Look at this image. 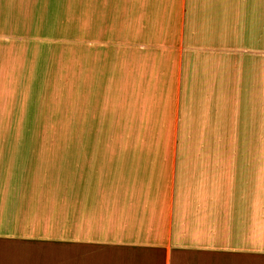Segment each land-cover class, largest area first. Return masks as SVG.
I'll list each match as a JSON object with an SVG mask.
<instances>
[{"label": "crops", "instance_id": "0c3cea01", "mask_svg": "<svg viewBox=\"0 0 264 264\" xmlns=\"http://www.w3.org/2000/svg\"><path fill=\"white\" fill-rule=\"evenodd\" d=\"M79 86L63 175L0 162V264H264L244 0H81Z\"/></svg>", "mask_w": 264, "mask_h": 264}, {"label": "rangeland", "instance_id": "374dc122", "mask_svg": "<svg viewBox=\"0 0 264 264\" xmlns=\"http://www.w3.org/2000/svg\"><path fill=\"white\" fill-rule=\"evenodd\" d=\"M80 38L81 0H0V162L30 167L19 175H63L64 145L79 142ZM244 48L264 52V0H244ZM263 99L244 87L249 150L264 145Z\"/></svg>", "mask_w": 264, "mask_h": 264}]
</instances>
